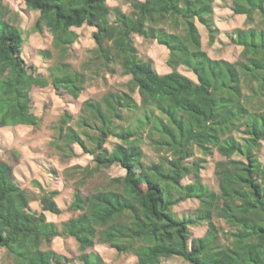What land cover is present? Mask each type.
Returning <instances> with one entry per match:
<instances>
[{"label": "trees", "instance_id": "16d2710c", "mask_svg": "<svg viewBox=\"0 0 264 264\" xmlns=\"http://www.w3.org/2000/svg\"><path fill=\"white\" fill-rule=\"evenodd\" d=\"M231 1L233 12L252 24L236 30L242 51L235 61L212 57L203 46L198 23L207 30L209 45L219 34L215 0H130L131 13L111 7L108 0H25L40 13L34 29L47 26L59 50L49 78L24 61L21 27L0 16V128L39 123L32 111L34 84H52L79 96L86 75L65 61L79 36L74 26L86 22L97 27L95 55L86 66L93 61L97 69L115 72L116 63L131 76L127 90L85 100L78 127L61 126L59 144L72 150L78 143L94 154L95 166L82 169L85 178L114 163L126 170L88 194L78 187L70 208L80 213L64 221L62 229L44 212L30 209L33 195L16 182L12 165L0 161V249L15 264L62 263V254L43 248L61 235L77 241L84 264H105L100 253L88 251L96 243L133 253L138 264H161L175 256L189 264H264V160L259 157L264 141V28L253 24L256 14L264 18V0ZM135 34L165 46L172 70L159 73L153 59H142ZM41 54L51 58L49 50ZM62 122L67 124V118ZM111 136L119 141L109 151ZM145 142L170 156L146 162ZM196 148L205 154L215 148L224 157L216 162L219 191L203 180V157L186 162ZM192 173L194 180L185 184ZM55 196V191L47 192L40 202L44 210L60 214ZM188 198L199 201L194 214L177 215L174 206ZM215 218L224 220L229 230L223 231ZM204 223L207 232L193 237L191 225Z\"/></svg>", "mask_w": 264, "mask_h": 264}, {"label": "rangeland", "instance_id": "374dc122", "mask_svg": "<svg viewBox=\"0 0 264 264\" xmlns=\"http://www.w3.org/2000/svg\"><path fill=\"white\" fill-rule=\"evenodd\" d=\"M111 7H120L125 12L131 13L133 8L130 0H108ZM0 16L11 24L20 26L23 30L24 42L22 45V57L24 61L36 69L44 77L49 78L50 66L58 59L59 50L53 44L51 30L43 25V31L35 30L34 24L40 15L38 10L28 8L25 0H2ZM7 9V11H6ZM254 25L264 28L262 16L256 14ZM219 27V34L213 45L208 43V32L202 24L198 23L202 33L203 46L212 57H219L235 61L239 58L242 46L236 42V30L247 29L252 24L246 22V16L236 14L232 9L231 0H215V20ZM97 27L84 23L82 26L73 27L78 33L77 40L66 52L65 61L71 68L84 72L86 83L78 97L68 93L61 87L55 88L52 84L41 87L36 84L32 86V111L39 117L37 125L19 124L15 126H4L0 128V161L12 165L16 182L27 189L33 199L30 209L35 213L44 212L49 221H54L60 229L62 223L71 217L77 216L80 211L70 208L74 192L79 187L84 194L94 191L97 187L107 184L108 180L118 175H124L126 170L119 163L104 167L88 178L84 177L82 169L85 166H95L94 154L85 151L78 143H74L70 150L59 144L58 136L61 126L78 127V120L82 114L84 101L87 99L100 100L102 96L113 90H127V82L130 75L123 72L119 64H114L115 72L109 69H97V63L86 66V62L95 54L93 52L96 41L93 33ZM135 44L139 49L142 59H153L154 67L159 73L171 71L167 64L168 49L157 40L146 39L135 34ZM42 50L51 51V58L41 54ZM180 70L194 80L196 76L189 69L181 66ZM248 91V90H247ZM137 100L140 95L134 93ZM264 103V99L261 101ZM68 122L63 123L62 119ZM240 139L241 133L235 132ZM119 141L116 137H109L106 148L112 151L114 145ZM260 159L264 160V141ZM144 150L147 153L146 162L158 161L160 156H170L167 150H158L145 142ZM211 154H205L200 148L195 149V155L186 160L194 163L200 157L204 158L200 173L206 184L219 191V178L216 174V162L224 157L212 148ZM194 173L189 174L183 182L190 183L194 180ZM85 178V182L79 183ZM56 192L55 200L62 209L60 214L50 213L44 210L40 197L47 192ZM199 206L195 198H188L174 206L177 215H193ZM215 223L221 226L223 231H228L224 220L215 218ZM193 237L203 236L208 229L207 223L202 225H191ZM225 237V235L223 234ZM225 241L226 239L223 238ZM44 249H53L63 255V262L53 260V264H84L79 258L81 250L77 241L70 236H57L50 243H44ZM89 252L97 251L105 261V264H138V259L133 253H120L109 244L96 243ZM0 264H15L14 257L5 248L0 249ZM161 264H189L181 257L163 258Z\"/></svg>", "mask_w": 264, "mask_h": 264}]
</instances>
